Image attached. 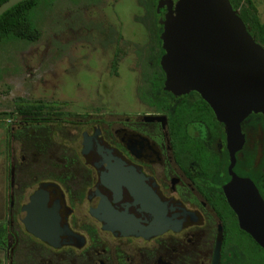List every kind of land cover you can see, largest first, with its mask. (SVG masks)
<instances>
[{
    "label": "flooded vegetation",
    "instance_id": "flooded-vegetation-1",
    "mask_svg": "<svg viewBox=\"0 0 264 264\" xmlns=\"http://www.w3.org/2000/svg\"><path fill=\"white\" fill-rule=\"evenodd\" d=\"M177 1L158 2L156 38ZM191 93H172L161 108L148 103L155 111L147 114L60 112L13 128L0 264H213L218 244L219 264H264L263 248L240 231L224 193L231 179L224 125ZM178 98L199 113L173 117ZM251 140L261 152V134ZM260 166L250 164L258 174Z\"/></svg>",
    "mask_w": 264,
    "mask_h": 264
},
{
    "label": "rangeland",
    "instance_id": "rangeland-1",
    "mask_svg": "<svg viewBox=\"0 0 264 264\" xmlns=\"http://www.w3.org/2000/svg\"><path fill=\"white\" fill-rule=\"evenodd\" d=\"M160 0H40L30 12L40 36L0 42V196L9 192L11 132L23 121L15 99L63 102L52 113H151ZM264 22V0H253ZM120 60L112 71L114 57ZM16 161L19 142L13 143Z\"/></svg>",
    "mask_w": 264,
    "mask_h": 264
},
{
    "label": "water",
    "instance_id": "water-1",
    "mask_svg": "<svg viewBox=\"0 0 264 264\" xmlns=\"http://www.w3.org/2000/svg\"><path fill=\"white\" fill-rule=\"evenodd\" d=\"M22 1L2 3L0 16ZM162 24L164 88L175 95L199 93L224 125L231 175L224 193L240 228L264 249V198L251 178L234 171L246 141L243 122L251 114L264 115V46L230 0H178L175 7L169 3ZM220 246L213 264H219Z\"/></svg>",
    "mask_w": 264,
    "mask_h": 264
},
{
    "label": "trees",
    "instance_id": "trees-1",
    "mask_svg": "<svg viewBox=\"0 0 264 264\" xmlns=\"http://www.w3.org/2000/svg\"><path fill=\"white\" fill-rule=\"evenodd\" d=\"M5 1L7 0H0V5ZM230 1L234 9L239 11L241 18L250 28L251 34L255 36L256 40L264 46V22H261L259 20L253 0ZM39 2L40 0H24L19 4L13 6L3 15L0 16V42L12 35L30 41H35L39 38L40 32L33 26L30 20V12L35 6L38 5ZM161 30L162 28L158 29V36L156 38V42L159 46V53L155 59L158 69L153 70L151 77L149 78L151 86L149 87L147 94L141 95V97L147 103L154 105L155 107L157 106L159 108L162 107V103L164 101H168V96L173 97L172 93L163 90L166 76L165 72L160 66L161 56L165 52L164 49L161 47V38L159 37ZM119 59L120 58L116 56L112 63V71L115 73H117V65ZM191 95L198 97V104L205 108L206 113L210 114L214 119H216L212 108L201 97L199 93L192 92ZM15 101L17 106V112L22 116L23 121L24 119H32L33 121H39L42 119L44 114H51L52 111L55 110V107L60 106L56 102L30 101L24 97H17ZM175 103L176 104L174 107L173 117L174 115L179 113L183 115V119L185 121H188L193 118L194 114L199 113V111L196 109V106H194L193 102L186 101L183 98H178ZM242 130L244 133L247 134V142L244 148L238 154L236 170L242 176H248L252 178L264 198V115L251 114L243 122ZM260 134L262 143L261 152H259L258 144H256V142L253 143L251 140V138H256L257 135ZM255 159L256 164H261L259 174L256 173L258 170L255 171L252 167H250V164H252L253 160L255 161ZM226 162L228 163V156ZM245 166L249 167L244 168ZM240 231L243 234L247 235L257 248H260V245L249 234H247L244 230ZM262 250L264 252V249Z\"/></svg>",
    "mask_w": 264,
    "mask_h": 264
}]
</instances>
